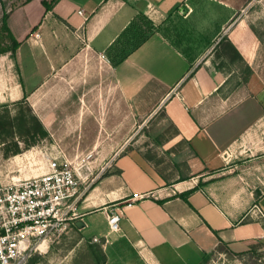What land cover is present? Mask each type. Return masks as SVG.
<instances>
[{
	"label": "crops",
	"instance_id": "1",
	"mask_svg": "<svg viewBox=\"0 0 264 264\" xmlns=\"http://www.w3.org/2000/svg\"><path fill=\"white\" fill-rule=\"evenodd\" d=\"M42 1L51 0L5 10L20 45L13 59L0 55V102L25 97L50 134L100 135L89 148L106 151L112 169L95 176L78 210L84 226L71 231L98 245L104 264H215L227 254L243 264L247 252L264 255V85L251 40L222 34L252 72L243 79L217 41H192L187 0H57L48 10ZM9 2L0 0V19ZM182 2L190 13L181 19ZM139 17L153 31L132 48L136 38L123 33ZM121 53L113 66L109 57ZM159 109L190 152L187 179L165 180L138 152H122L136 122Z\"/></svg>",
	"mask_w": 264,
	"mask_h": 264
},
{
	"label": "rangeland",
	"instance_id": "2",
	"mask_svg": "<svg viewBox=\"0 0 264 264\" xmlns=\"http://www.w3.org/2000/svg\"><path fill=\"white\" fill-rule=\"evenodd\" d=\"M23 1L25 0H11L7 7L1 5L2 14L6 9L13 8ZM218 1L229 6L224 7ZM186 2L193 9V16L185 20L187 31L188 28L192 29L191 35L194 36L192 41L201 46L209 44L211 40L217 41V46L223 48L227 44L225 40L227 37L222 35L223 32L231 33L236 30L237 33L246 35V38L251 40V51L255 58L254 62H251L252 67L256 70L257 78L264 85V0H187ZM188 13H190L189 8L186 14L181 13L177 17L183 18V15L186 16ZM196 22L199 24L197 25ZM168 36L170 38V35ZM171 41L177 42L172 36ZM179 48L185 50L187 46L181 45ZM241 51L251 60V54L243 48ZM235 63L239 65L243 79L252 73L243 61L236 60ZM6 71L8 73V70ZM56 112H54L55 119L58 120L60 114ZM37 123H40L45 130L26 101L0 102L1 182H15L12 180V174L20 175L22 179L37 176L44 170L42 163L44 158L47 160V167L49 159L81 165L82 168L87 167L90 171V179L95 176L98 179L112 169L106 160H102L106 151L89 148V145L94 146L100 141L98 139L100 135L65 134L58 131L50 134L46 130L45 137L28 134L27 130L37 129ZM15 147L19 153L33 147L37 150V154L29 163L9 172L5 160L14 155ZM129 151L138 152L149 160L165 180L188 178L185 161L190 152L160 109L143 118L139 123L136 122L122 150L124 153ZM40 157L41 162H39ZM230 258L231 255L227 254L215 264H229ZM238 258L243 264H264L263 253L250 251ZM104 262L105 255L98 245L91 244L88 240H81L79 234L70 230L62 236L59 243L52 244L44 253H35L27 264H104Z\"/></svg>",
	"mask_w": 264,
	"mask_h": 264
},
{
	"label": "built area",
	"instance_id": "3",
	"mask_svg": "<svg viewBox=\"0 0 264 264\" xmlns=\"http://www.w3.org/2000/svg\"><path fill=\"white\" fill-rule=\"evenodd\" d=\"M89 172L81 165L49 159L48 170L41 175L0 181V264H27L76 227L82 217L79 207L96 179H90ZM119 219V213H109L110 231L119 230Z\"/></svg>",
	"mask_w": 264,
	"mask_h": 264
},
{
	"label": "trees",
	"instance_id": "4",
	"mask_svg": "<svg viewBox=\"0 0 264 264\" xmlns=\"http://www.w3.org/2000/svg\"><path fill=\"white\" fill-rule=\"evenodd\" d=\"M29 1L30 0H25L24 2H29ZM56 1L57 0H51L49 3L42 1L41 3L44 6V8L48 10L52 7V5ZM6 17L7 15L4 12L1 17V21H0V55L8 54L9 57L13 59L15 57V52L17 48L19 47L20 43L13 37V35L9 31L7 24H6ZM152 31H153V28L151 27L149 22L145 20L143 17H139V22L138 21L133 22V24L130 25L129 28H127V30H125V33L123 34L125 35V37L128 34H130L132 38L133 37L136 38V43L132 45V48H135L137 44L142 43L146 39L147 35ZM225 40L227 43L226 47H223V48L218 47L222 55L231 63L235 62L236 60H241V56L236 50V48L227 39ZM125 55L126 54H122V53L117 56L114 55V57L112 58L109 57V61L113 66H116ZM20 101H26L25 97ZM27 133L28 134L30 133L32 136L34 134L39 135L41 137L47 136V132L44 129H42L40 123H37V129L35 128L33 129V131L27 130ZM18 153H19V150L15 147L13 150V154L15 155ZM181 180L183 179H179V181ZM195 189L196 188L191 189L184 194H180L179 196L183 198L184 200H186L187 195L193 192Z\"/></svg>",
	"mask_w": 264,
	"mask_h": 264
},
{
	"label": "bare ground",
	"instance_id": "5",
	"mask_svg": "<svg viewBox=\"0 0 264 264\" xmlns=\"http://www.w3.org/2000/svg\"><path fill=\"white\" fill-rule=\"evenodd\" d=\"M36 151L37 150L32 147L30 150H27V151H25L23 153H19V154L13 155L9 159L5 160L6 168L8 169L9 172H11L16 167L24 166L25 163L26 164L29 163L31 161V159L35 157V154H37ZM41 161L42 160H41V157H40L39 158V162H41ZM42 163H43V166L45 167L46 163L43 162V161H42ZM32 177H34V176H32ZM29 178H31V177H29ZM19 179L25 180V178L22 179V176H20V175L12 174V180L18 181ZM42 249H44L43 246H42Z\"/></svg>",
	"mask_w": 264,
	"mask_h": 264
},
{
	"label": "water",
	"instance_id": "6",
	"mask_svg": "<svg viewBox=\"0 0 264 264\" xmlns=\"http://www.w3.org/2000/svg\"><path fill=\"white\" fill-rule=\"evenodd\" d=\"M187 11H188V7H187L185 4H182V5L179 7V12L186 14ZM75 226H76L77 228H82L84 225H83V223H81V222L78 221V222L75 223Z\"/></svg>",
	"mask_w": 264,
	"mask_h": 264
}]
</instances>
